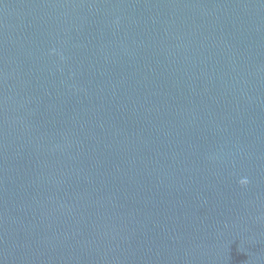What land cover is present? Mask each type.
<instances>
[{
  "label": "water",
  "instance_id": "95a60500",
  "mask_svg": "<svg viewBox=\"0 0 264 264\" xmlns=\"http://www.w3.org/2000/svg\"><path fill=\"white\" fill-rule=\"evenodd\" d=\"M0 264H264V0H83L2 58Z\"/></svg>",
  "mask_w": 264,
  "mask_h": 264
},
{
  "label": "clouds",
  "instance_id": "9594fccd",
  "mask_svg": "<svg viewBox=\"0 0 264 264\" xmlns=\"http://www.w3.org/2000/svg\"><path fill=\"white\" fill-rule=\"evenodd\" d=\"M241 183H242V184H247L248 181H247V179H244V180L241 181Z\"/></svg>",
  "mask_w": 264,
  "mask_h": 264
}]
</instances>
